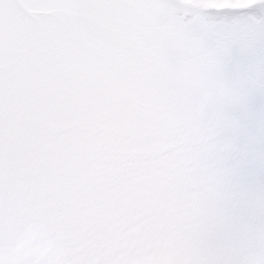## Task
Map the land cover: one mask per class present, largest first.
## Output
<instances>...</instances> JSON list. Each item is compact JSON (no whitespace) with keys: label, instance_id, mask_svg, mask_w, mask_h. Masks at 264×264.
Segmentation results:
<instances>
[{"label":"snow or ice","instance_id":"6c2138e0","mask_svg":"<svg viewBox=\"0 0 264 264\" xmlns=\"http://www.w3.org/2000/svg\"><path fill=\"white\" fill-rule=\"evenodd\" d=\"M0 264H264V0H0Z\"/></svg>","mask_w":264,"mask_h":264}]
</instances>
